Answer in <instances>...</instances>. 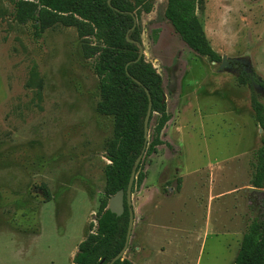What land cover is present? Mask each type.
<instances>
[{"label":"rangeland","instance_id":"obj_1","mask_svg":"<svg viewBox=\"0 0 264 264\" xmlns=\"http://www.w3.org/2000/svg\"><path fill=\"white\" fill-rule=\"evenodd\" d=\"M150 1L152 10L140 6L136 17L143 51L182 129L172 132L173 148H163L161 170L154 154L144 155L149 198L144 206L142 186L133 193L135 223L124 256L145 264L137 247L151 214L167 229L151 228L148 264H235L250 220L262 211L261 198L248 192L264 134L252 87L187 46L165 16L166 0ZM13 13L12 2L0 0V264H72L105 197L114 118L97 111L99 79L76 28L56 25L38 37ZM197 13L213 48L250 56L263 81L264 0H203ZM34 63L40 77L30 85Z\"/></svg>","mask_w":264,"mask_h":264},{"label":"trees","instance_id":"obj_2","mask_svg":"<svg viewBox=\"0 0 264 264\" xmlns=\"http://www.w3.org/2000/svg\"><path fill=\"white\" fill-rule=\"evenodd\" d=\"M10 1L14 5V19L20 24L31 22L38 37L56 25L75 27L84 58L94 60L92 68L99 79L100 91L96 108L100 114L114 118V131L106 146V157L110 162L105 166V197L100 201L96 223L90 224V232L78 245L72 264H109L125 245L130 213L126 203L125 212L118 216L108 209V202L118 190L127 189L135 161L145 147L148 92L153 101L151 121L155 113L158 117L144 155L156 153L158 146L163 144L173 148L162 138L163 130L172 118L167 107L163 78L144 54L139 58L142 38L136 23L138 8L143 6L149 13L152 3L150 0ZM202 3L203 0H166L165 16L187 46L198 55L219 63L222 55L211 45L197 13ZM39 77L38 66L34 63L28 84H33ZM242 80L252 87V107L256 121L264 132L261 94L249 79L242 77ZM255 81L264 90V80L257 77ZM255 159L250 184L264 188V134ZM141 167L142 161L137 168L133 193L146 178ZM177 182V190H180L181 178ZM45 192L49 201V190ZM252 196L254 199L261 198L262 211L250 220L235 264H264V198L261 194ZM114 264L134 263L124 256Z\"/></svg>","mask_w":264,"mask_h":264},{"label":"water","instance_id":"obj_3","mask_svg":"<svg viewBox=\"0 0 264 264\" xmlns=\"http://www.w3.org/2000/svg\"><path fill=\"white\" fill-rule=\"evenodd\" d=\"M137 23V21H136ZM141 47V51H140V55L139 58L143 56L144 51H143V46L142 44H140ZM221 64L220 67L218 69V71H222L224 69H227L226 67H229V62H241V63H247L249 64V66H253L252 60L250 56H241V57H230L227 55H222V60H221ZM214 64L216 62H213ZM252 70V69H251ZM256 91L259 92V89L256 88ZM149 95V105H148V109H147V113H146V117H145V139H146V143H145V147L142 151V153L138 156L137 160L135 161L128 185H127V189H120L118 190L114 195H112L109 198V202H108V209H110L113 213L117 214L118 216H121L124 212H125V204L127 203L128 207H129V225H128V230H127V235H126V241H125V245L122 248V250L110 261L109 264H114L117 260L121 259L124 257V255L126 254L129 244H130V239L132 236V232H133V228H134V223H135V211H134V207H133V185L136 179V175H137V168L139 166V164L141 163L143 157H144V153L146 151V147H147V143L149 140V132H150V123H151V116L153 113V101H152V97L150 95V93L148 92ZM262 130V129H261ZM173 190V188H171ZM248 192L252 195V194H264V188H258L255 186H250L248 187Z\"/></svg>","mask_w":264,"mask_h":264},{"label":"crops","instance_id":"obj_4","mask_svg":"<svg viewBox=\"0 0 264 264\" xmlns=\"http://www.w3.org/2000/svg\"><path fill=\"white\" fill-rule=\"evenodd\" d=\"M175 121L176 120H175L174 116H172L171 120L167 123L166 127L163 130V135L167 132V135H169V136H167V137L162 136L163 140L169 142L172 146H174L173 145V141L171 140V136H173V133L172 132H174V131H180L182 129V127L180 126V125H182L180 123V121L179 122L178 121L175 122ZM165 147H167V144L160 145V146H158V151L156 153H153L154 154L153 159L159 160V161H157V168L160 169V170L162 169V166L160 165V163H161V160L160 159L162 158V156H161L162 154L161 153H162L163 148H165ZM222 170L224 171L223 168H222ZM225 174H226V172H225ZM225 174L224 173H221V176H223ZM148 184H149V180L145 181V183L143 181V183L141 185L142 186L141 198H142V201H143L144 206H146L147 200L149 198V196H147V192L149 190L148 187H147ZM149 187H151V189L154 190V192H155V190H157V191L159 190V187L156 184H154L152 186H149ZM232 191H236V189H233ZM159 196H161V195H159ZM142 221H143V223L145 221V224H143L141 226L139 237H140V244H141V246L144 249L142 250V247L138 246L137 247V250L139 252L140 251H143L144 252L143 253V256L146 257L145 258L146 259L145 260V264H148L149 262L152 261V258L151 257H152V255L154 253V248L152 247V245L150 243V240H149V232H150L151 228H155V227L156 228L159 227L160 229H167V228L166 227H163L162 225H158V224L154 223L153 220H152L151 214H149ZM24 232L25 233H28V234H31L30 227L29 228H24ZM163 248H165V247L162 246L161 247V250L164 253L165 250H163ZM77 250H78V248L76 249V251ZM72 263H73V261H72ZM133 263L135 264L136 262H133Z\"/></svg>","mask_w":264,"mask_h":264},{"label":"flooded vegetation","instance_id":"obj_5","mask_svg":"<svg viewBox=\"0 0 264 264\" xmlns=\"http://www.w3.org/2000/svg\"><path fill=\"white\" fill-rule=\"evenodd\" d=\"M229 65L230 66L226 68L229 69L231 72H233L235 75H237L238 77H246L251 81V83L254 85L255 88L259 90H263L255 81L257 79V76L254 73L252 66H249V64L247 63L232 62V61L229 62Z\"/></svg>","mask_w":264,"mask_h":264}]
</instances>
